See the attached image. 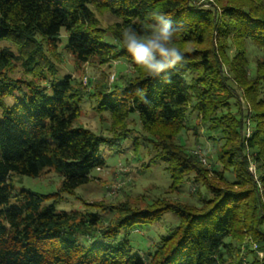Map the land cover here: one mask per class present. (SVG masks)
<instances>
[{"label":"trees","instance_id":"1","mask_svg":"<svg viewBox=\"0 0 264 264\" xmlns=\"http://www.w3.org/2000/svg\"><path fill=\"white\" fill-rule=\"evenodd\" d=\"M190 2L0 0V42L16 48V53L0 49V264H264V187L259 189L255 184L246 160L248 154L257 164L264 186V15L227 6L224 16H214L208 10L191 11ZM100 10L121 20L115 24L117 32H112V36L122 45L118 57L129 63L132 60L125 53L118 31L131 25L142 32L153 13L171 19L177 29L176 37L185 42L203 44L210 32L212 48L193 53L181 50L183 66L156 77L146 72L138 75L119 94H105L98 108L114 115L123 111L138 114L148 132L154 124L166 128L174 125L181 130L186 127L188 106L195 99L197 111L209 115L204 119L206 132L224 140L217 161L221 168L214 173L225 183L210 182L205 175L207 169L181 145L173 149L159 144L156 151H163L157 160L168 165L172 188L177 189L185 175L193 173L196 183L212 195L211 200L203 208L168 204L156 210L128 211L101 233L102 238L84 244L78 234L89 236L97 232L95 228L100 223L97 215L78 218L57 212L58 197L46 206L50 196L24 190L14 194L11 177L15 174L39 177L45 170H53L62 178L60 191L71 194L91 181L94 170L106 165L100 148L112 147L124 137L116 136L108 144L106 138L91 130L74 126L81 114L84 95L74 89L69 75L55 82L58 73L43 46V42L59 46L61 34L65 33L68 39L65 50L79 63L94 57L108 59L112 46L98 27L95 12ZM228 38L230 46L236 49L229 59L240 65L231 68V78L246 91L248 104L252 106L250 114L242 110L229 78L216 64L214 47ZM238 41H244L245 47ZM247 43L262 57L256 60L254 73H249ZM18 62L26 72L47 81L50 94L34 83H28L25 91L22 82L10 79L8 70ZM189 68L200 71V77L190 78ZM247 70L250 80L246 79ZM215 89L218 90L214 92ZM138 90H142L143 98ZM18 94L22 98L8 106L5 100ZM210 94L224 95L225 105L216 107ZM259 106L263 107L260 111ZM247 116L252 120L254 132L245 138L247 146H244ZM151 134L159 136L154 130ZM166 135L168 138L169 134ZM134 146L138 152L140 143L134 142ZM172 159L177 161L173 168L169 163ZM228 172L234 175L232 182L226 178ZM165 212L175 213L179 225L161 239L149 258L132 255L129 233L137 226L159 221ZM123 231L126 235L117 243L116 238Z\"/></svg>","mask_w":264,"mask_h":264},{"label":"rangeland","instance_id":"2","mask_svg":"<svg viewBox=\"0 0 264 264\" xmlns=\"http://www.w3.org/2000/svg\"><path fill=\"white\" fill-rule=\"evenodd\" d=\"M227 6L236 10H244L245 8L250 13L254 11L255 15H264V0H191L190 2L191 11L208 10L214 16H224V7L228 8ZM95 15L98 20V27L104 34L105 41L112 46L111 55L108 59L102 60L94 57L86 63H79L65 50L68 40L65 33L61 34V43L57 47H53L48 42H43L44 51L54 65L56 73H58L55 82L62 80L64 75H69L71 76L74 89L84 95L80 103L81 114L74 126L91 130L100 137L106 138L108 144L113 143L116 136L124 137L122 140L115 141L112 147L102 146L100 148L106 165L103 168L94 170L91 173V181L78 187L71 194H64L60 191L62 178L53 170H45L39 177L17 174L11 177L14 194L24 190L38 195L50 196L45 203L46 206H50L54 199L58 197L57 212H66L78 218L90 214L97 215L100 219V223L95 228L97 232L89 236L82 233L78 234L80 242L84 244H88L92 239L101 237V233L108 226L115 225L121 218L126 216L128 211L156 210L168 204L203 208L205 203L211 200L212 195L205 187L196 183V177L193 173L185 175L183 183L177 189L172 188L168 165L163 161L157 160V157L163 151V149L156 151L155 147L159 144L162 147L166 146L173 149L181 145L188 154L198 158L203 169H207L205 175L210 182L220 185L223 182L225 183V180L221 181L219 174L214 173L221 168L217 161L218 156L222 155L221 148L224 140H221L222 136L219 137L220 141L217 134L206 132L207 126L204 119L207 118L208 114H200L197 111L195 99L188 106L186 127L181 128V130L174 125L166 128L154 124L150 132H148L138 114L123 111L114 115L109 112L99 111L98 103L105 97V94L112 92L119 94L123 88H127L131 81L136 80L138 75L144 74L145 71L133 62L129 63L118 57L122 45H119L118 41L112 36V32L116 31L115 24L121 23V20L112 16L106 10L95 12ZM118 33L122 37V32L118 31ZM209 36L210 32L206 34L207 41L203 44L185 42L183 41L184 39L175 37V45L186 53L206 50L212 48L210 47ZM238 42L243 43L245 47L246 43L244 41ZM231 43L228 38L221 40L217 44V48L214 47L218 56L216 64L224 71L226 78H229L242 110L250 114L252 106L248 104L246 91L239 87L231 78V68L234 66L240 67L237 63H231L229 59V57H234L236 51L234 47L230 46ZM246 46L250 52L249 73H254L255 62L258 58L262 59V57L252 45L247 43ZM6 48L16 53L14 46L7 42H0V49ZM189 69H192L189 74L190 78L195 80L200 77V71L198 72L194 68ZM248 75L247 70L246 79L250 80ZM8 76L12 80L22 82L25 91L28 90V83H34L35 85H40L42 89H46L50 94L49 83L41 80L39 75L26 72L19 62L11 66L8 70ZM216 90L218 89H215L214 92ZM210 96L215 98L216 107L225 105L226 97L224 95L210 94ZM21 98L20 94H18L7 98L5 102L8 106H12L17 99ZM262 100H264V91L262 92ZM233 106L235 107V105ZM235 109L237 112L236 107ZM262 109L263 107L261 106L257 107L258 111ZM248 118L247 116L244 121L243 140L250 138L254 132V128L251 127L252 120ZM1 119L2 113L0 111ZM152 130L157 132L159 136H152ZM166 134H169L168 138L165 137L167 136ZM246 139L244 140V146H247ZM134 142L137 145L140 143L138 152H135V147L137 146H134ZM246 160L248 161L249 175L253 178L258 188L262 187L263 189L264 186L263 182L260 181L257 164L248 154ZM169 163L171 168L177 165V161L173 159ZM177 171L178 169H175L176 176L179 175ZM226 178L229 182H232L234 175L228 172ZM178 225L179 217L173 212H165L159 221L153 224L137 226L136 229L129 233L132 255H139L144 259L149 258L159 247L161 239L168 236L170 230ZM125 235L123 231L116 238V242H121ZM259 257L262 258L260 253Z\"/></svg>","mask_w":264,"mask_h":264},{"label":"clouds","instance_id":"3","mask_svg":"<svg viewBox=\"0 0 264 264\" xmlns=\"http://www.w3.org/2000/svg\"><path fill=\"white\" fill-rule=\"evenodd\" d=\"M176 34L171 19L162 13H153L142 32L131 25L125 26L122 41L132 62L148 76L156 77L183 66L184 55L175 45ZM138 94L143 98L142 90Z\"/></svg>","mask_w":264,"mask_h":264},{"label":"built area","instance_id":"4","mask_svg":"<svg viewBox=\"0 0 264 264\" xmlns=\"http://www.w3.org/2000/svg\"><path fill=\"white\" fill-rule=\"evenodd\" d=\"M254 249H257V246H256V244H254Z\"/></svg>","mask_w":264,"mask_h":264}]
</instances>
